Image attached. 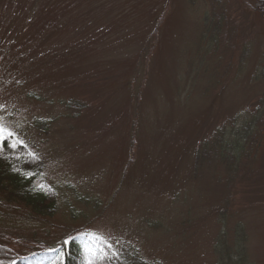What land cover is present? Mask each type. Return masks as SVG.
<instances>
[{"label":"rangeland","instance_id":"rangeland-1","mask_svg":"<svg viewBox=\"0 0 264 264\" xmlns=\"http://www.w3.org/2000/svg\"><path fill=\"white\" fill-rule=\"evenodd\" d=\"M216 1L213 44L208 0H0V129L58 197L39 218L0 194V242L86 233L151 263L264 264V19ZM245 110L261 118L227 191L216 139Z\"/></svg>","mask_w":264,"mask_h":264},{"label":"trees","instance_id":"trees-1","mask_svg":"<svg viewBox=\"0 0 264 264\" xmlns=\"http://www.w3.org/2000/svg\"><path fill=\"white\" fill-rule=\"evenodd\" d=\"M208 1L214 7L209 26L213 29L211 40L216 44L219 37H223L222 29H226L228 5L222 6L216 0ZM253 1L256 13L264 19V0ZM65 107L67 110L80 109L72 103H66ZM242 115L234 117L228 130L216 139L220 149L223 145L225 158L232 160L229 169L232 175L226 182L223 181L227 191L236 186L245 171L244 167L239 169L235 161L248 155L247 147L253 144L251 140L257 130L254 126L258 118H261L258 114L251 115L247 110ZM203 152L210 156L205 146ZM204 154L203 159L207 157ZM42 170L43 162L37 154L30 152L13 134L0 129V194L8 202L24 206L30 214L39 218L53 216L57 211L58 199L55 187L45 181ZM136 253L137 250L127 253L124 249L109 247L97 237L86 233L64 238L54 247L39 244L28 253L0 242V264H158L147 262Z\"/></svg>","mask_w":264,"mask_h":264}]
</instances>
